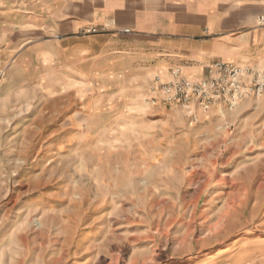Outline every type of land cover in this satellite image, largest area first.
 <instances>
[{"label": "rangeland", "instance_id": "1", "mask_svg": "<svg viewBox=\"0 0 264 264\" xmlns=\"http://www.w3.org/2000/svg\"><path fill=\"white\" fill-rule=\"evenodd\" d=\"M116 2L0 0V264H264V94L165 101Z\"/></svg>", "mask_w": 264, "mask_h": 264}, {"label": "crops", "instance_id": "2", "mask_svg": "<svg viewBox=\"0 0 264 264\" xmlns=\"http://www.w3.org/2000/svg\"><path fill=\"white\" fill-rule=\"evenodd\" d=\"M118 1L96 16L116 35L120 57L137 70L144 65L143 72L169 74L180 67L188 77L203 78L216 60L264 61V27L255 25L253 1L224 7L221 0Z\"/></svg>", "mask_w": 264, "mask_h": 264}, {"label": "built area", "instance_id": "3", "mask_svg": "<svg viewBox=\"0 0 264 264\" xmlns=\"http://www.w3.org/2000/svg\"><path fill=\"white\" fill-rule=\"evenodd\" d=\"M258 25L264 27V14L258 17ZM207 71L202 79H190L180 67L174 68L172 80L161 84L164 100L186 108L209 110L222 103L232 106L242 98L264 94V69L257 71L220 59L209 63ZM249 77L252 82L245 84L243 79Z\"/></svg>", "mask_w": 264, "mask_h": 264}]
</instances>
